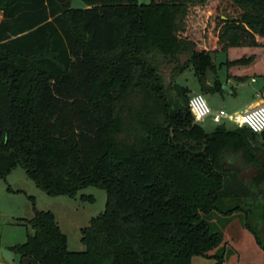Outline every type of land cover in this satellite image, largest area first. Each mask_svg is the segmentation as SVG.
Masks as SVG:
<instances>
[{"label": "trees", "instance_id": "16d2710c", "mask_svg": "<svg viewBox=\"0 0 264 264\" xmlns=\"http://www.w3.org/2000/svg\"><path fill=\"white\" fill-rule=\"evenodd\" d=\"M82 1L0 0V178L19 165L53 196L106 192L80 229L83 250L68 249L51 211L34 207L33 233L11 246L19 264L221 262L215 214L243 215L264 251V130H206L189 88L159 72L157 57L170 58L177 74L193 68L203 92L223 90L212 52L186 34L193 0ZM210 14L220 50L252 53L226 66H252L256 51L245 48H264V0H218Z\"/></svg>", "mask_w": 264, "mask_h": 264}, {"label": "rangeland", "instance_id": "374dc122", "mask_svg": "<svg viewBox=\"0 0 264 264\" xmlns=\"http://www.w3.org/2000/svg\"><path fill=\"white\" fill-rule=\"evenodd\" d=\"M149 1L138 0L139 3ZM217 1L209 0L202 4L199 0H193L186 16L185 30L187 36L196 43L197 48L212 52L217 76L223 84L221 92H203L190 66L177 74L174 68L176 61L162 56H158L156 60L165 85L169 86L173 81L186 85L190 90L189 94L203 93L212 108H223L228 113H240L248 107V103L256 96L257 91L264 88V59L260 57L256 64L247 69L240 65L226 66L224 62L227 59L252 53L236 50L237 48L229 50L228 53L220 50V44L217 42L220 22L214 14H210ZM71 4L73 7H85L82 0H72ZM214 49L217 51H213ZM259 54L264 56L263 51ZM186 58L187 54L181 55L180 63ZM242 71L248 74L245 80H237L232 76ZM251 77L257 81L251 82ZM208 80L211 81V77ZM202 126L206 130H211L215 124L209 121ZM225 126L237 127L230 120L226 121ZM231 159L234 158L231 157ZM253 171L254 168L251 167L241 168L240 175L247 181ZM105 202V190L92 185L80 189L75 196L50 195L39 188L21 166H16L4 179L0 178V264L20 263V255L12 250L11 246L24 242L27 235L33 233V228L27 220L33 216L34 207L51 211L60 229L67 236L68 249L83 250L80 229L88 225L92 217L104 210ZM243 217L240 214L229 217L221 214L213 215L210 218V224L214 230L221 231L224 237V248L221 250L223 259L219 262L218 257L194 256L192 264H264V251L256 243L252 233L243 227ZM258 218L254 215L251 220L260 226ZM214 253L217 255L218 251Z\"/></svg>", "mask_w": 264, "mask_h": 264}, {"label": "built area", "instance_id": "2783aa9c", "mask_svg": "<svg viewBox=\"0 0 264 264\" xmlns=\"http://www.w3.org/2000/svg\"><path fill=\"white\" fill-rule=\"evenodd\" d=\"M188 107L194 120L201 125L209 121L215 126L225 125L230 120L256 133L264 130V102L249 106L240 113H228L223 108H212L203 93L194 92L189 95Z\"/></svg>", "mask_w": 264, "mask_h": 264}, {"label": "crops", "instance_id": "0c3cea01", "mask_svg": "<svg viewBox=\"0 0 264 264\" xmlns=\"http://www.w3.org/2000/svg\"><path fill=\"white\" fill-rule=\"evenodd\" d=\"M0 19H1V17H0ZM245 49L247 51H256V57H255L252 65L255 64V62H257V60H258L259 57H261L260 54L257 53V52H260V51H263L264 52V50H261V49H264V48H245ZM262 58L264 59V56ZM245 69H247V68H245ZM241 75L244 76V75H247V73H245V71H243V73ZM250 81L251 82H256L257 80L254 77H251ZM261 102H264V88H262V89L260 88V90L257 91L256 96L253 97L252 101L250 103H248L247 106L248 107L249 106H253V105H255L257 103H261Z\"/></svg>", "mask_w": 264, "mask_h": 264}]
</instances>
